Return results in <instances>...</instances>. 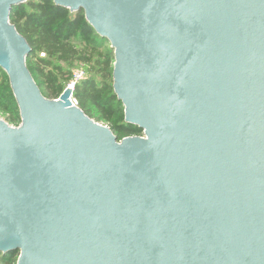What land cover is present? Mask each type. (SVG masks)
I'll list each match as a JSON object with an SVG mask.
<instances>
[{
	"label": "water",
	"instance_id": "1",
	"mask_svg": "<svg viewBox=\"0 0 264 264\" xmlns=\"http://www.w3.org/2000/svg\"><path fill=\"white\" fill-rule=\"evenodd\" d=\"M0 0V256L17 264H264V0H53L114 53L122 140L46 98Z\"/></svg>",
	"mask_w": 264,
	"mask_h": 264
},
{
	"label": "trees",
	"instance_id": "2",
	"mask_svg": "<svg viewBox=\"0 0 264 264\" xmlns=\"http://www.w3.org/2000/svg\"><path fill=\"white\" fill-rule=\"evenodd\" d=\"M11 23L31 46L27 65L46 98L59 99L72 81L71 69L83 66L91 76L75 87L79 108L96 122L108 125L119 140L143 136L138 127L125 122L124 107L113 89L114 53L109 42L89 25L84 12L71 13L53 0H28L13 9ZM0 110L8 116V124H21L9 78L1 69ZM18 258L19 254L9 253L0 256V264H17Z\"/></svg>",
	"mask_w": 264,
	"mask_h": 264
},
{
	"label": "built area",
	"instance_id": "3",
	"mask_svg": "<svg viewBox=\"0 0 264 264\" xmlns=\"http://www.w3.org/2000/svg\"><path fill=\"white\" fill-rule=\"evenodd\" d=\"M42 57H45L44 54L41 55ZM86 79V73L84 70H78L76 72L73 73V78L72 81L68 84L67 88L72 89L73 90V95L70 98L71 104L73 107H77L79 108V102L76 99V97L74 96V91H75V87L78 83H80L81 81ZM66 88V89H67Z\"/></svg>",
	"mask_w": 264,
	"mask_h": 264
},
{
	"label": "rangeland",
	"instance_id": "4",
	"mask_svg": "<svg viewBox=\"0 0 264 264\" xmlns=\"http://www.w3.org/2000/svg\"><path fill=\"white\" fill-rule=\"evenodd\" d=\"M35 1H38V0H35ZM83 66H74L72 69H71V71H72V73H74V72H76V71H78V70H81V69H84L85 70V68H82ZM86 71V70H85ZM87 72V71H86ZM89 76H91V75H88V74H86V78L87 77H89ZM94 76H96V78H97V80L99 81V82H101L102 81V78H101V76L100 75H98V74H94ZM0 119L1 120H7L8 119V116L7 115H5L1 110H0ZM101 124H103V125H105V126H108V125H106L105 123H102L101 122ZM11 126H13V127H17V126H14V125H11ZM109 127V126H108Z\"/></svg>",
	"mask_w": 264,
	"mask_h": 264
}]
</instances>
